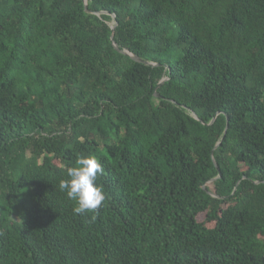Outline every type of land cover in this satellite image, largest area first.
<instances>
[{
	"label": "trees",
	"instance_id": "trees-1",
	"mask_svg": "<svg viewBox=\"0 0 264 264\" xmlns=\"http://www.w3.org/2000/svg\"><path fill=\"white\" fill-rule=\"evenodd\" d=\"M0 264H264V0H0Z\"/></svg>",
	"mask_w": 264,
	"mask_h": 264
},
{
	"label": "clouds",
	"instance_id": "clouds-1",
	"mask_svg": "<svg viewBox=\"0 0 264 264\" xmlns=\"http://www.w3.org/2000/svg\"><path fill=\"white\" fill-rule=\"evenodd\" d=\"M103 170L96 155L81 156L67 168V178L61 179L59 188L75 202L76 215L94 213L91 220H96L98 209L107 198L103 185L98 183V174H103Z\"/></svg>",
	"mask_w": 264,
	"mask_h": 264
},
{
	"label": "water",
	"instance_id": "water-1",
	"mask_svg": "<svg viewBox=\"0 0 264 264\" xmlns=\"http://www.w3.org/2000/svg\"><path fill=\"white\" fill-rule=\"evenodd\" d=\"M83 2L84 3H86V0H83ZM112 28H114V27H112ZM115 46V45H114ZM122 53H124V54H126V55H129V53L128 52H122ZM133 60H135V61H138V62H142V63H144L142 60H140L138 57H136V56H133V55H129ZM217 168V167H216Z\"/></svg>",
	"mask_w": 264,
	"mask_h": 264
},
{
	"label": "rangeland",
	"instance_id": "rangeland-1",
	"mask_svg": "<svg viewBox=\"0 0 264 264\" xmlns=\"http://www.w3.org/2000/svg\"><path fill=\"white\" fill-rule=\"evenodd\" d=\"M200 219H203L202 217Z\"/></svg>",
	"mask_w": 264,
	"mask_h": 264
}]
</instances>
